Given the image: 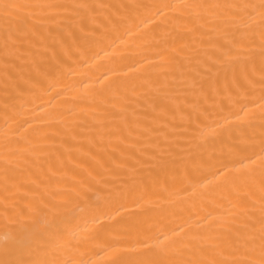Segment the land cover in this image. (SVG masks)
<instances>
[{"label":"bare ground","instance_id":"obj_1","mask_svg":"<svg viewBox=\"0 0 264 264\" xmlns=\"http://www.w3.org/2000/svg\"><path fill=\"white\" fill-rule=\"evenodd\" d=\"M0 264H264V0H0Z\"/></svg>","mask_w":264,"mask_h":264}]
</instances>
